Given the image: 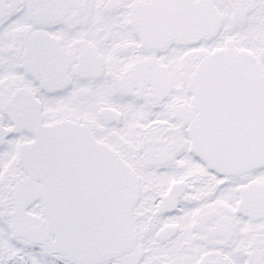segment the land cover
I'll list each match as a JSON object with an SVG mask.
<instances>
[{
	"label": "snow or ice",
	"instance_id": "1",
	"mask_svg": "<svg viewBox=\"0 0 264 264\" xmlns=\"http://www.w3.org/2000/svg\"><path fill=\"white\" fill-rule=\"evenodd\" d=\"M0 264H264V0H0Z\"/></svg>",
	"mask_w": 264,
	"mask_h": 264
}]
</instances>
